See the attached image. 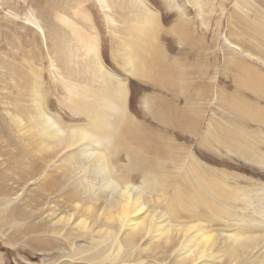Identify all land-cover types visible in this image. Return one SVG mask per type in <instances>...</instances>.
I'll use <instances>...</instances> for the list:
<instances>
[{
  "label": "rangeland",
  "instance_id": "rangeland-1",
  "mask_svg": "<svg viewBox=\"0 0 264 264\" xmlns=\"http://www.w3.org/2000/svg\"><path fill=\"white\" fill-rule=\"evenodd\" d=\"M148 1L157 10L151 11L156 18L152 46L161 55L166 53L167 56L163 59L169 62L165 67L161 55L157 53L154 57L151 53H145L147 46L141 47L144 50L143 54L145 53L144 64L138 63V66L145 70L140 68L142 74L148 73L142 78L141 73L138 76H130L128 64L123 59L127 46L122 43L126 37L122 31L133 24L132 13L140 11L132 5L131 0H104L105 4L99 0L98 2L90 0V3L89 0L87 3L85 0L83 13H73L72 18L70 17L75 28H80L82 34L96 36L98 58L91 53V55L88 52L86 54L90 41H86L85 44L76 31L72 33L68 28H64V24L59 20L61 14L46 13L41 10L46 4L43 0H25L27 4L24 3L20 8L22 13L13 10L5 13L10 23L7 25L8 31L13 32L11 25H15L17 36L23 32L21 45L24 49L17 50L19 44H16L17 40L10 36L6 38L7 48L0 44V264H179L174 255L175 248L169 253L165 252L162 259L141 253L140 248L138 250L140 258H114L113 248H108L98 257H89L96 252L97 241L103 238V234L96 232L97 228L91 222V232H85L77 226L78 220L86 215L82 214L83 210L79 211L81 207L75 205L83 206L89 203L84 200L72 202L63 199L61 194L72 184L67 180L63 182L62 178L55 190L42 188L46 180L58 176L66 168L63 162L65 149L51 147L47 152H40L39 148L36 149L38 146L33 140L36 138L33 133H28L27 138L21 134L19 120L22 124L30 123L39 101L42 109L46 110L54 123H58L63 129L80 125L88 127L89 120L86 115L74 108L77 97L74 95L73 98L70 97L69 89L64 88L75 84L74 87L80 90L99 89L101 84L95 74L98 63L126 79L128 89L125 99L126 109L132 114L133 119L154 133L155 137H151L154 143L157 139V143L164 142L165 145H168L169 141L178 143L177 148L173 146L174 149H170L176 151L175 153L180 155L185 163L187 158L192 156L200 166L229 173L228 178L226 177V185L240 189L243 191V196H247L246 201L228 204L227 211L230 210V215L224 218L225 223L219 219L212 224V227L206 224V228L214 229L213 231L217 233H221V229H227L229 233L239 232L243 235L264 234V224L259 223L263 221L262 210L256 202L258 194L264 195V163L261 164L257 159V157L264 159V122L258 123L242 114L243 108H247L251 112L253 109L262 110L260 116H264V99L260 97L257 99L255 92L246 84L248 82L246 80L250 77L251 81L257 78L254 75L256 73L264 78V55L261 54L264 52V45L260 44L261 39L258 40L253 36L254 31L251 29L245 31L246 28L243 26L244 18L253 26L260 25L259 14L264 15V1L208 0L207 5L203 4L201 13L196 11L197 7L189 4L188 0H170L172 8L165 7L166 0ZM29 3L36 5L37 20L45 26L43 40L36 35L34 27L30 28L25 22L31 13L28 8L30 5L27 6ZM177 5L182 8L186 17H181L187 26V30H182L186 35V40L182 42L167 34L163 35L166 31L171 33L173 31L172 23L174 25V19L180 15ZM87 8L93 12H89ZM144 8L147 9L145 6ZM2 9L5 12V7ZM14 13L23 30L13 20ZM0 14L3 12L0 11ZM78 23L83 26L82 29ZM94 24L97 28L91 27ZM132 47L134 48L135 45ZM5 49L6 53H4ZM118 50L124 52L122 51L121 54L116 52ZM96 59L99 60L98 63ZM152 62L156 64L159 62L160 68L149 69L146 72V68L148 69ZM158 72L160 76H170L167 86L152 81L153 73L156 77ZM62 80H66L63 81L67 82L66 87ZM88 97L81 98L82 101L79 99V102L89 101L90 97ZM146 100H150L155 106H160L167 113L171 111L170 107L175 105L176 112L171 111L166 115L173 117L172 121L175 120L176 124L178 121L182 123L180 126H184V131L174 128L172 122L161 124L158 118L146 110ZM29 114L32 117L29 118ZM27 126L29 127L30 124ZM5 129L9 131L11 141H7ZM230 142L233 148L229 146ZM18 143H22L26 151L20 160L16 154ZM246 146L250 152L245 148ZM120 156L118 161H114L124 167L128 161L122 152ZM170 156L159 159L166 162L164 169L171 171L170 175L173 176L170 177L173 180L170 179L169 184H174V176L177 173L176 177L179 178L182 172L179 169L173 170L170 166ZM32 159L40 162L38 171L29 167ZM63 177L66 179L65 176ZM72 179L76 181L75 173ZM132 182L139 185L142 183V178L138 177ZM100 205L97 212L104 209L103 204ZM183 212L185 219L182 217L181 220L187 224L189 222L187 220L191 218L190 213ZM185 214H188V218ZM61 217H67L68 220L59 221ZM147 242L143 239L144 244L141 247L144 248ZM81 244L87 246H80ZM241 251L243 256L241 254L234 257L235 262L232 264H264V246L252 245ZM190 260L187 259L183 264H202L201 259ZM211 261L215 263L218 259Z\"/></svg>",
  "mask_w": 264,
  "mask_h": 264
},
{
  "label": "bare ground",
  "instance_id": "bare-ground-1",
  "mask_svg": "<svg viewBox=\"0 0 264 264\" xmlns=\"http://www.w3.org/2000/svg\"><path fill=\"white\" fill-rule=\"evenodd\" d=\"M100 1L101 3L103 2L102 4H105L104 0H99V2ZM165 2V7L172 8L170 0H166ZM188 2L189 4L191 3L193 7H197L196 11L199 13L203 11V4H208V0H188ZM131 3L137 7V9H140V11L139 13H132V16H134L133 24L125 28V31H122L124 35H126L122 43L127 46L126 50H124L125 48L123 49L125 52L122 50L125 53V56L122 57L128 64L130 70L128 71L130 73L129 75L138 76L141 73L142 78L143 75L148 73L144 72L145 74H142L140 70L141 67L138 66V63L144 64L143 56L145 53H151L154 57H156L155 54L158 53L154 46H152V34L156 28V18L151 12L157 10L148 0H131ZM142 4L147 9H145ZM177 7L178 11L180 9L181 12L179 11L178 13L180 15H177L174 19V25L172 23L173 34L166 31L163 35L167 34L170 37H175L178 42H182L186 40V35L182 30H187V26L181 18L185 17V13L178 5ZM102 8L104 9L105 7ZM258 8L257 10L260 9ZM259 15V18H261L259 29V26L257 27L255 25V28H253V24L251 25L247 20L245 21V18L243 19V26L246 29L244 27L243 29H245V31L249 29L254 31L252 33L256 36H253L257 37L258 40L261 39L260 44L264 45V15ZM135 16L138 18L136 19ZM59 17H61L59 20L62 19V23L65 25L64 27H67L70 32L75 33L76 31L78 35H81L78 37H81V40H83L85 44L90 41L88 42L86 54L88 52L98 58L96 36L86 35L88 37V40H86L87 37L80 32V28H75L70 18L64 17L63 14L61 16L59 15ZM26 20L27 23L36 27L38 32L44 36L43 28L38 22L39 20L36 21L31 17H27ZM204 20L205 19H203V21ZM203 21L201 20L202 23ZM247 33L249 34L248 31ZM158 34L160 35L161 33ZM132 45H135L136 48H133ZM145 46L147 47L145 48ZM141 47L146 49L144 54V50ZM122 51L118 50L116 52L121 53ZM261 54L264 55V52ZM158 55L161 54L158 53ZM162 55V59L167 56L166 53H162ZM98 61L99 60H97V63ZM135 61L137 62L136 64ZM163 61L162 63L167 67L169 61L165 59H163ZM154 63L155 62H152L150 67L147 64L149 68L147 69L145 67L146 72L149 69L153 70L160 68L158 67L160 64L159 62L158 64ZM163 67L162 65V69L164 70ZM95 68V74L97 78H99L101 84L99 89L91 90L90 88L87 91V88L85 91L84 88V90H80V88L74 87V82H69L73 83L74 86L68 84L69 86L66 87L67 85L65 83L67 82H63L66 80H62V83L65 84L64 87H66L64 89L68 88L70 91V97H77L75 98L76 101H74V103L76 102L74 108L86 115L89 120L88 127L80 125L71 129H63L61 125L54 123L53 119L46 113V110L44 111V109H42V104L40 105L39 101H37L39 104L38 107H34V118L30 119V123H28L30 124L29 127L27 126L28 124H22L19 120L21 134L23 136L25 135L27 138L28 133H33L36 138L31 139L35 140V145L38 146L35 147L36 149L39 148L38 150L40 152H47L51 147H63V149H65L63 162L66 164V168L58 176L46 180L42 188L55 190L62 178L63 182L67 180L72 184V186L67 187V190L61 194L63 199L72 202L84 200V202L89 203L83 206L75 205L76 207H81L79 211L83 210L82 214L86 215L78 220L77 226L85 232H91V222L97 228L96 232L103 234V238L97 241L98 248H96V252L90 254L89 257H98L108 248H113L115 252L114 258H136L138 257V250L140 248L139 251L141 253H148L152 258L162 259L166 254L165 252L169 253L175 248L174 251L176 254L174 255L176 256V262L179 264H183L189 258L191 259L190 261L201 259L202 264H218L217 262H219V264H232L235 262L234 257L241 256L243 252L241 251L242 249H247L249 246L251 247L257 244L264 246V234L243 235V233L239 232L229 233L227 229H221V233H217L213 231L214 229L206 228V224L212 227V224L219 219L225 223L224 218L230 215V210L227 211V209H229L228 204L236 201H246L245 198L247 196H243V191L240 189L226 185V177L228 178L229 173L213 170L210 167L200 166L191 155L192 158L188 157L185 163L184 160L181 159V156L175 153L176 151L174 152V150H171L174 149L173 146L177 148L178 143L175 144L169 141L168 145H165L163 144L164 142L157 143L158 139L157 142L154 143L151 139V137H155L154 133L146 128V126L144 127V125H141V123L133 119L132 114L126 109L125 99L128 94L126 79L116 75L109 68H104L100 63H98ZM159 73L160 72L156 73V77L153 73L154 77L151 78L152 81L167 86L168 82H170V76L168 77L166 74H164L166 76H160ZM161 74L163 73L161 72ZM256 74H254L257 76L255 80L252 77L253 81H251L250 77V81L246 80L248 82L246 83L245 81V83L247 87L250 86L248 88H251L255 92L257 99L259 97L260 99H264V78ZM178 82L180 83V81ZM77 86L79 87V85ZM86 96L90 97H88L89 101L79 102V99L81 100V98H85ZM146 101V110L154 117L158 118L161 124L164 125L172 122L174 128L182 132L184 131V126H180L182 123L178 121L176 124L175 120L172 121L173 117L170 118L167 116L166 110H163L160 106H155L150 100ZM175 107V105L170 107L171 111H174V113L176 112V110H174ZM167 108H169V106H167ZM171 111L169 110V112ZM256 111H258L257 114ZM256 111L253 109L251 112L249 109L243 108L242 114L247 118L254 119L258 123L264 122V116H260L262 110ZM31 114H29V118L32 117L30 116ZM177 116H179V113ZM29 118L27 119L29 120ZM185 118H187L186 115ZM5 132L7 134V141H11L12 138L9 131L5 129ZM144 135L149 136V138ZM225 145L227 146V144ZM16 146L17 158L20 160L22 154H26V151L22 143H18ZM31 146L33 145L31 144ZM229 146H232L231 142ZM233 147L234 146H232V148ZM245 148L248 147L246 146ZM121 152L125 154L128 161V164L124 167L115 162L120 159ZM173 152L174 154H172ZM169 156L171 158L169 159L170 166L173 170L179 169V171L182 172L181 175H179L180 179L176 177V173L174 176V184H169L173 176L171 177L170 175L171 171L169 172L164 169V164L166 162L159 159V157L166 158ZM257 159H259L258 161L261 162V164L264 163L263 158L257 157ZM40 165L38 160L32 159L29 162V167L34 171H38ZM121 166L122 169L120 168ZM166 168L168 167L166 166ZM74 173L77 175L76 181L72 179ZM61 174L65 176L66 179ZM138 177L142 178V183L139 185L132 182ZM256 198L257 205L259 209L262 210L261 214L264 221V195L262 194L261 196L258 194ZM100 203L103 204L102 206H104V209L97 212L101 206ZM182 211H184L183 213H190L191 218L187 221H193L192 223L187 222L186 224L182 222ZM185 215L188 218V214ZM88 219H90V221H88ZM61 220L65 221L68 219L67 217H61L59 221ZM263 221L261 220L259 223L261 222L264 224ZM143 239L148 241L145 243L144 248L141 247V245L144 244ZM67 240L70 243L69 238H67ZM139 243L141 244L138 245ZM80 246L87 245L81 244ZM211 260H216L217 262L214 263Z\"/></svg>",
  "mask_w": 264,
  "mask_h": 264
},
{
  "label": "crops",
  "instance_id": "crops-1",
  "mask_svg": "<svg viewBox=\"0 0 264 264\" xmlns=\"http://www.w3.org/2000/svg\"><path fill=\"white\" fill-rule=\"evenodd\" d=\"M85 0H43V3H46L45 5H43V7L41 8V10L43 12H46V13H55L57 12L56 14H63L64 17H67V18H72V14L73 13H80V12H83L84 11V4ZM88 2V0H86V3ZM26 3L25 0H0V11L3 12V14H0V44L1 45H4L5 48H7V39L8 36H10L11 38H13L14 40H17L15 41L16 44H19L17 50H21L23 51L24 47L21 45V40L22 38H24V34L23 32H20L19 36H17V33L18 31L16 32V26L15 25H11L12 28H13V32H9L8 29H7V25H9V18L7 16H5V13L8 12V11H15L16 13L17 12H23V11H20V8L21 6H23V4ZM89 3H90V0H89ZM27 4V3H26ZM30 5V6H29ZM79 5V6H77ZM27 6H29V11L31 12L30 15H28V17H31L32 19L37 20V15L36 13L38 12V8L35 7L36 5H33L32 3H29ZM3 7H5V12L3 11ZM40 7V6H38ZM13 10V11H12ZM78 10V11H77ZM81 10V11H80ZM87 10L89 12H93V10L91 9H88ZM28 11V12H29ZM16 13H14L16 15ZM34 15V16H33ZM60 15V16H61ZM11 16V15H10ZM9 16V17H10ZM12 17H14L15 19H13ZM12 18L13 20H15V22H17V18L16 16H13L12 15ZM18 17V16H17ZM61 18V17H60ZM62 21V19H61ZM26 22V21H25ZM39 22V21H38ZM63 22V21H62ZM19 24V22H17ZM79 24V23H78ZM23 30V27L21 24H19ZM28 25H30L28 23ZM39 25L43 28V31L45 26L44 25H41L39 23ZM65 26V25H64ZM32 27V25H30V28ZM79 27H83L82 25L79 24ZM91 27H95V24ZM65 29H67V27H64ZM34 29L36 30V35L42 37V40H43V37L45 36V33H44V36L40 35L37 28L34 27ZM38 32V33H37ZM1 38H3V40L1 41ZM4 53H6V49L4 51ZM7 53H8V50H7ZM23 59V57H22Z\"/></svg>",
  "mask_w": 264,
  "mask_h": 264
}]
</instances>
